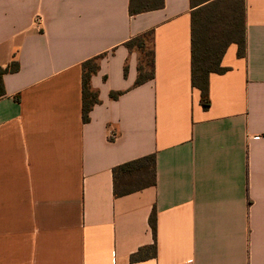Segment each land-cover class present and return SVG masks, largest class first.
<instances>
[{"label": "crops", "instance_id": "obj_1", "mask_svg": "<svg viewBox=\"0 0 264 264\" xmlns=\"http://www.w3.org/2000/svg\"><path fill=\"white\" fill-rule=\"evenodd\" d=\"M163 2L0 0V70L17 67L0 95V264H264V0H244L245 55L227 47L207 110L190 0ZM143 34L144 51L125 46ZM99 55L83 122L82 63ZM147 156L155 184L114 197L113 169Z\"/></svg>", "mask_w": 264, "mask_h": 264}, {"label": "trees", "instance_id": "obj_2", "mask_svg": "<svg viewBox=\"0 0 264 264\" xmlns=\"http://www.w3.org/2000/svg\"><path fill=\"white\" fill-rule=\"evenodd\" d=\"M196 3V4H195ZM163 0H129L130 15L154 11L163 7ZM191 4V53L190 82L192 88L200 92V103L203 110L209 108L208 78L210 74H223L228 69L221 66L222 57L230 44L237 45V56L245 55L244 37V0H190ZM143 34L128 41L129 49L136 47L144 51ZM148 54V53H147ZM146 54V55H147ZM104 55H99L82 63V121L89 120V112L98 103L96 93L89 87L91 75L98 70V61ZM151 57V54H148ZM147 56V57H148ZM153 68L152 59L149 61ZM17 67L0 70V95L3 94L2 75L6 71H15ZM151 72V71H150ZM126 73V70H125ZM150 78L152 74L149 73ZM147 79L138 69L135 85H140ZM121 93H110L111 99H117ZM113 195L120 197L155 184V158L147 156L138 160L117 166L112 171ZM150 226L155 232V213L149 218ZM148 252V253H147ZM155 245L140 248L130 256L131 263L155 257Z\"/></svg>", "mask_w": 264, "mask_h": 264}, {"label": "built area", "instance_id": "obj_3", "mask_svg": "<svg viewBox=\"0 0 264 264\" xmlns=\"http://www.w3.org/2000/svg\"><path fill=\"white\" fill-rule=\"evenodd\" d=\"M115 137H116L115 133H112V132H111V133L109 134V139H110V140L115 139Z\"/></svg>", "mask_w": 264, "mask_h": 264}]
</instances>
